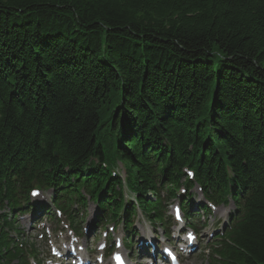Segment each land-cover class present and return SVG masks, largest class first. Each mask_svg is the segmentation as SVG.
<instances>
[{"label": "trees", "instance_id": "1", "mask_svg": "<svg viewBox=\"0 0 264 264\" xmlns=\"http://www.w3.org/2000/svg\"><path fill=\"white\" fill-rule=\"evenodd\" d=\"M115 160L151 223L193 170L236 207L209 264H264V0H0V264L33 183L133 213Z\"/></svg>", "mask_w": 264, "mask_h": 264}, {"label": "rangeland", "instance_id": "2", "mask_svg": "<svg viewBox=\"0 0 264 264\" xmlns=\"http://www.w3.org/2000/svg\"><path fill=\"white\" fill-rule=\"evenodd\" d=\"M225 218H226V212L219 210L218 213H216L213 217H211L209 219V226L205 230V233H209V231L212 232V224L214 222H217V221L221 222V221L225 220ZM18 226L20 227V229H22L24 231V235L28 239V243H31V240H32L33 236L35 235V232L33 229L29 228V217L20 219L18 221ZM199 252H200V250L195 252V255L191 256L186 261H183V263H185V264H207V261H205L203 258L196 257V255L200 254ZM135 255L137 257L140 256V254H138L137 251H135ZM137 262H140V261L138 260Z\"/></svg>", "mask_w": 264, "mask_h": 264}, {"label": "snow or ice", "instance_id": "3", "mask_svg": "<svg viewBox=\"0 0 264 264\" xmlns=\"http://www.w3.org/2000/svg\"><path fill=\"white\" fill-rule=\"evenodd\" d=\"M179 218V217H178Z\"/></svg>", "mask_w": 264, "mask_h": 264}]
</instances>
